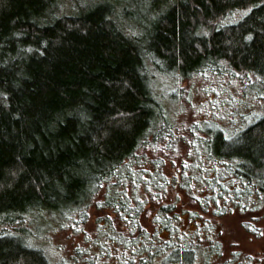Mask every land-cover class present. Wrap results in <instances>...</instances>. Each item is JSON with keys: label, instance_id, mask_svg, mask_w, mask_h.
Listing matches in <instances>:
<instances>
[{"label": "trees", "instance_id": "trees-1", "mask_svg": "<svg viewBox=\"0 0 264 264\" xmlns=\"http://www.w3.org/2000/svg\"><path fill=\"white\" fill-rule=\"evenodd\" d=\"M207 74L237 81L264 107V0H0V264H55L43 249L48 232L76 235L91 209L135 218L142 202L157 238L122 246L125 264H227L204 245L219 231L208 235L200 212L180 206L182 192L202 204L190 178L167 180L157 158L174 165L167 151L184 128L177 139L154 80H169L179 97ZM190 125L213 170L202 202L224 212L223 170L238 183L235 200L261 201L264 108L231 135L209 128L194 139L201 127ZM127 179L150 198L127 194ZM185 216L201 229L184 231ZM88 250L75 247L70 264H95Z\"/></svg>", "mask_w": 264, "mask_h": 264}, {"label": "rangeland", "instance_id": "rangeland-1", "mask_svg": "<svg viewBox=\"0 0 264 264\" xmlns=\"http://www.w3.org/2000/svg\"><path fill=\"white\" fill-rule=\"evenodd\" d=\"M153 85L158 95L162 97L166 110L170 115H175V125L179 127L178 135L175 133L177 139L180 127L184 128L181 133V144L175 143V147L167 151L169 156L179 157L174 165L166 157L161 155V159L157 157L161 161V174L167 180L177 178L181 181L182 177L190 178L191 191L202 204L199 202L191 204L182 192L183 194L177 193L181 201L180 206L187 211L200 212L201 220L211 224L207 229L208 235L219 231L218 237L208 238L209 243L205 242L204 245L218 246L219 263L228 259L227 264H264V197L259 201L252 196L251 204H244L237 199L236 202L232 191L237 188L238 183L230 179L226 170H223L224 198L231 201L220 202L225 210L223 209L224 212L220 215H215L213 203L202 202L209 197L211 184L207 178L213 176V170L206 160L203 147L200 142L197 144L193 142L189 130L190 124L195 122L200 124L201 132H197L194 139L203 140L206 136L205 131L209 128L216 133L221 129L231 135L235 129L245 128L262 114L263 100L255 97L250 90L242 88L235 80L210 74L183 83L185 91L179 97H176V87L165 78H156ZM232 140L235 138L230 139ZM141 165H143L141 169L146 171L154 166L150 162ZM141 175H146V172ZM125 184V191L130 196L141 200L150 198L142 183L137 185L133 179H127ZM171 197L172 192L168 193L165 200L168 201ZM165 200H161V203H166ZM142 203L144 210L139 211L135 218H128L124 212H115L111 209H91L88 222L82 225L76 235L66 231L48 232L50 234L48 241L45 244L42 241L43 249L55 264L64 262L70 264L72 250L77 246L81 248V245L86 249L90 248L86 255L89 259L95 260V264H125L122 259L125 254L122 246L137 247L145 241L150 239L154 241L157 238V235H154L156 224L154 216L146 217V209L149 208L150 214L153 207L148 203ZM203 207H206V210L201 211ZM105 217L108 218L104 219ZM179 223L184 231L201 229L186 216ZM165 234L162 233L161 237H167ZM173 260L174 257L169 256L165 264H172Z\"/></svg>", "mask_w": 264, "mask_h": 264}]
</instances>
